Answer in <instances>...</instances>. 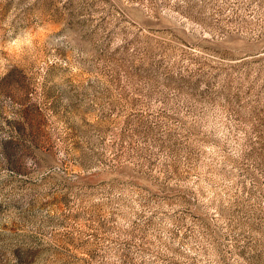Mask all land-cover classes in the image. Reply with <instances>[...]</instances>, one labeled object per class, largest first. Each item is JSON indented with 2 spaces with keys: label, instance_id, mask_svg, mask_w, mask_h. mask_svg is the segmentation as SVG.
<instances>
[{
  "label": "rangeland",
  "instance_id": "374dc122",
  "mask_svg": "<svg viewBox=\"0 0 264 264\" xmlns=\"http://www.w3.org/2000/svg\"><path fill=\"white\" fill-rule=\"evenodd\" d=\"M0 264H264V0H0Z\"/></svg>",
  "mask_w": 264,
  "mask_h": 264
}]
</instances>
